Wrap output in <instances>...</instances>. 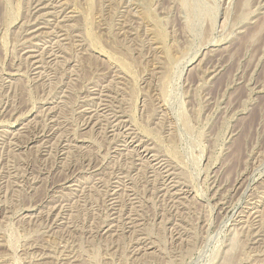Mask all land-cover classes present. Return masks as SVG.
<instances>
[{"label":"rangeland","instance_id":"rangeland-1","mask_svg":"<svg viewBox=\"0 0 264 264\" xmlns=\"http://www.w3.org/2000/svg\"><path fill=\"white\" fill-rule=\"evenodd\" d=\"M0 264H264V0H0Z\"/></svg>","mask_w":264,"mask_h":264},{"label":"bare ground","instance_id":"bare-ground-1","mask_svg":"<svg viewBox=\"0 0 264 264\" xmlns=\"http://www.w3.org/2000/svg\"><path fill=\"white\" fill-rule=\"evenodd\" d=\"M49 11V10H48ZM42 13H44V12H42ZM40 14V13H39ZM63 15V14H62ZM65 16H66V14H65ZM45 17V16H44ZM53 29V28H52ZM39 45V44H38ZM37 49V48H36ZM39 51V50H38ZM103 103V102H102ZM144 141V140H143ZM141 142V141H140ZM126 143V142H125ZM138 153V152H137ZM149 156V155H148ZM229 208V207H228ZM142 245V244H141Z\"/></svg>","mask_w":264,"mask_h":264}]
</instances>
